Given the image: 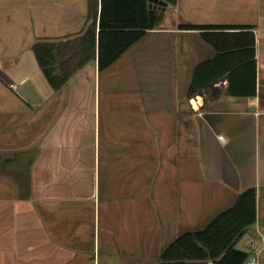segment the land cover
Instances as JSON below:
<instances>
[{
    "label": "crops",
    "instance_id": "1",
    "mask_svg": "<svg viewBox=\"0 0 264 264\" xmlns=\"http://www.w3.org/2000/svg\"><path fill=\"white\" fill-rule=\"evenodd\" d=\"M30 1L0 0V264H158L249 188L264 238V0H178L59 90L32 47L79 36L92 1L35 0L34 39ZM253 61L256 96L232 95L233 75L251 92Z\"/></svg>",
    "mask_w": 264,
    "mask_h": 264
},
{
    "label": "trees",
    "instance_id": "2",
    "mask_svg": "<svg viewBox=\"0 0 264 264\" xmlns=\"http://www.w3.org/2000/svg\"><path fill=\"white\" fill-rule=\"evenodd\" d=\"M91 1V9L95 11L93 20L79 36L58 41H38L32 47L42 72L54 90L62 88L96 57L100 70L109 68L147 31L160 26L166 9L150 8L149 0H101V11L98 13V0ZM162 1L168 6L178 3V0ZM237 27L180 25L181 29L202 31ZM251 64V92L241 90V85L235 84L233 75L230 77L232 95L256 96L257 64L256 61ZM200 86L196 79L193 91L197 93ZM256 220L257 191L249 188L239 194L231 207L217 213L203 228L181 233L162 250L158 264H245L249 254L237 248V244Z\"/></svg>",
    "mask_w": 264,
    "mask_h": 264
},
{
    "label": "rangeland",
    "instance_id": "3",
    "mask_svg": "<svg viewBox=\"0 0 264 264\" xmlns=\"http://www.w3.org/2000/svg\"><path fill=\"white\" fill-rule=\"evenodd\" d=\"M81 3H85L84 2V0H79ZM36 2H35V0H31L30 1V7H31V10H32V14H34V19L36 20V22H35V31L33 30V32H32V34H31V36L33 37V39L35 38V36L37 37H39V36H41V35H43V33H44V30L42 29V24H41V28L39 27L40 26V24H39V22H38V9H37V7H36V4H35ZM170 10L171 9H168L166 12H170ZM50 11H53L52 9H50ZM49 15L50 16H55L53 13L52 14H49L48 13V17H49ZM251 237H250V229H249V231L245 234V236L240 240V242L238 243V245H237V247L239 248V249H244V244H245V242L248 240V239H250ZM247 244H248V242H247ZM248 252V251H247ZM261 264H264V253L261 255Z\"/></svg>",
    "mask_w": 264,
    "mask_h": 264
},
{
    "label": "built area",
    "instance_id": "4",
    "mask_svg": "<svg viewBox=\"0 0 264 264\" xmlns=\"http://www.w3.org/2000/svg\"><path fill=\"white\" fill-rule=\"evenodd\" d=\"M264 250V238L254 237L248 240L247 251H248V259L245 264H261V254Z\"/></svg>",
    "mask_w": 264,
    "mask_h": 264
},
{
    "label": "water",
    "instance_id": "5",
    "mask_svg": "<svg viewBox=\"0 0 264 264\" xmlns=\"http://www.w3.org/2000/svg\"><path fill=\"white\" fill-rule=\"evenodd\" d=\"M150 1V8L154 7L156 8H166L168 6V4H166L164 1L162 0H149Z\"/></svg>",
    "mask_w": 264,
    "mask_h": 264
}]
</instances>
